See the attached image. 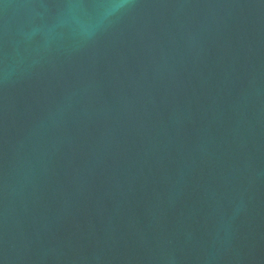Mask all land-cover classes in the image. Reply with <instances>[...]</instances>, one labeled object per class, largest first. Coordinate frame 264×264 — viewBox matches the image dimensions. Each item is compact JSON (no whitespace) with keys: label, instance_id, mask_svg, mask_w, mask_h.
Instances as JSON below:
<instances>
[{"label":"water","instance_id":"95a60500","mask_svg":"<svg viewBox=\"0 0 264 264\" xmlns=\"http://www.w3.org/2000/svg\"><path fill=\"white\" fill-rule=\"evenodd\" d=\"M0 264H264V0H0Z\"/></svg>","mask_w":264,"mask_h":264}]
</instances>
